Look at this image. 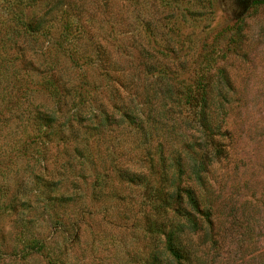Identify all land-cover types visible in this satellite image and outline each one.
Returning <instances> with one entry per match:
<instances>
[{"label":"rangeland","instance_id":"obj_1","mask_svg":"<svg viewBox=\"0 0 264 264\" xmlns=\"http://www.w3.org/2000/svg\"><path fill=\"white\" fill-rule=\"evenodd\" d=\"M199 162L191 255L264 264V0H0V264H149Z\"/></svg>","mask_w":264,"mask_h":264},{"label":"trees","instance_id":"obj_2","mask_svg":"<svg viewBox=\"0 0 264 264\" xmlns=\"http://www.w3.org/2000/svg\"><path fill=\"white\" fill-rule=\"evenodd\" d=\"M201 170H205L204 163H194L191 170L193 178L191 180L187 178L186 183L183 184L180 180L177 184H173V181L168 183L167 180L164 183L163 180H159L161 185L147 183L146 189L150 191V198L155 205L173 211L180 217V221L177 222L169 217V221L161 223L156 230L163 236L162 247L156 249L149 264H198V259L196 261V255H191L193 251L189 248V242L185 238L201 231L210 237L211 246L218 250L216 233H213L214 222L210 212L212 205L210 208L203 209L196 189L197 184L203 183ZM181 175V169H178L177 179ZM173 177L175 179V176L171 174L170 178ZM139 183L143 182L139 181Z\"/></svg>","mask_w":264,"mask_h":264}]
</instances>
